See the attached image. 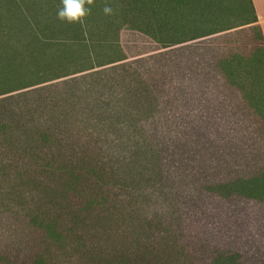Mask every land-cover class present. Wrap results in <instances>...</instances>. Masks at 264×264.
I'll list each match as a JSON object with an SVG mask.
<instances>
[{"label":"trees","instance_id":"16d2710c","mask_svg":"<svg viewBox=\"0 0 264 264\" xmlns=\"http://www.w3.org/2000/svg\"><path fill=\"white\" fill-rule=\"evenodd\" d=\"M204 1L92 0L91 13L80 24L57 17L62 0H0V140L18 142L25 136L27 142H22V150L28 156L42 154L40 149L52 145L61 156L76 146L80 150L69 151L71 156L90 158L103 150L102 141L113 145L122 139L118 131L112 133L109 127L113 123L119 128L117 113L122 110L121 103L129 99L132 107L144 106L143 117L134 116L133 120L143 124L141 140L159 154L163 177L178 201L184 231L195 221L192 208L200 205V197L204 203H208L204 197H212L220 235L232 250L219 254L212 264H252L245 255L246 233L250 228L263 227L264 217L234 207L242 202L243 190L247 192L250 184L240 177L236 180L242 186L237 187L235 180L224 174L222 163L228 161V153L214 151V137L207 133L211 132L212 122L199 124V109L202 115L209 107L211 93L205 85L208 76L200 68L205 63L204 42L177 45L218 31L194 33L189 39L179 35L188 27L187 20L191 24L188 30L195 28L192 25L200 18L187 19L186 11L199 15ZM247 3L251 16L243 24L257 30L256 42L264 53L263 31L252 0ZM105 5L112 8L111 14L104 13ZM138 35L146 41L141 42ZM152 43L159 45L156 50L173 47L144 55L143 47ZM200 51L202 54L194 56ZM133 56L138 57L126 61ZM131 65L140 80L136 88L127 76L126 67ZM84 71L88 72L46 83ZM235 84L240 85L238 79ZM232 122L231 115L224 120L228 127ZM176 126L182 130L180 135L174 133ZM230 136L225 132L218 143L225 145ZM179 140H186L185 151L174 156L173 145ZM26 197L28 203L37 205L31 212L32 222L46 228L51 225L48 222L55 224L62 214L73 233L67 235L58 226L60 235L86 238L89 215L85 209L74 207L75 210L52 213L57 197L46 190ZM4 209L0 206V212ZM55 231L45 232L44 239L57 235V225ZM32 250L31 256L42 264L43 256ZM0 264L8 263L4 259Z\"/></svg>","mask_w":264,"mask_h":264},{"label":"rangeland","instance_id":"374dc122","mask_svg":"<svg viewBox=\"0 0 264 264\" xmlns=\"http://www.w3.org/2000/svg\"><path fill=\"white\" fill-rule=\"evenodd\" d=\"M191 11H186L187 19L200 20H196L192 25L195 30L191 31L188 30L191 24L186 21L188 27L179 34L182 39L218 30L177 44L199 40L205 45V63L200 68L208 76L205 85L211 93L209 107L202 115L199 109V124L211 121V132L207 133L214 137V151L228 153L225 156L228 161L222 163L224 174L235 180L237 187L242 186L236 180L240 177L250 184L247 192L243 190L242 202L234 207L264 217V53L256 42L257 30H249L245 28L248 24H243L251 11L247 0H205L199 15ZM138 39L145 42L147 38L138 35ZM158 47L155 43L145 44L143 54L173 46L156 50ZM149 49L152 50L147 52ZM200 54L202 51L194 56ZM126 70L133 86H140L136 69L131 65ZM85 72L88 71L46 83H57ZM237 79L239 86L235 84ZM196 82L201 83L198 79ZM128 102L126 99L121 103L122 110L117 113L119 128L113 123L109 126L122 139L113 145L102 141L103 150L90 158L71 156L69 151L79 152L76 146L61 156L52 145L40 149L42 154L28 156L22 150L25 144L22 142H27L25 136L18 142L0 140V206L5 207L0 212L1 261L39 264L34 260L36 256H31V248L43 256L42 264H77L81 259L80 264H212L219 254L231 253V247L220 235L212 197L210 200L204 197L208 203L200 197V205L192 208L195 221L184 231L178 201L163 177L159 154L150 143L141 140L143 124L133 120L134 116L143 117L144 106L132 107ZM230 115L234 124L228 127L224 120ZM173 130L179 135L182 132L177 126ZM225 132L231 136L223 145L218 142ZM185 143L186 140L176 141L174 156L185 151ZM114 150L120 155H115ZM45 190L57 197L52 213L75 210L74 207L85 209L89 215L85 239L60 235L59 228L67 235L73 233L62 214L55 224L48 222L51 225L46 228L31 221V212L37 205L28 203L26 195ZM42 209L47 210V206ZM56 225L57 235L44 239L45 232L56 233ZM246 235L244 248L250 263H264V218L263 227L250 228ZM46 242L50 244L45 246ZM256 251L257 255L253 253Z\"/></svg>","mask_w":264,"mask_h":264},{"label":"clouds","instance_id":"9594fccd","mask_svg":"<svg viewBox=\"0 0 264 264\" xmlns=\"http://www.w3.org/2000/svg\"><path fill=\"white\" fill-rule=\"evenodd\" d=\"M92 0H62V7L57 10V17L68 23L83 24L85 18L91 13ZM104 13L111 14L112 8L105 5Z\"/></svg>","mask_w":264,"mask_h":264},{"label":"crops","instance_id":"0c3cea01","mask_svg":"<svg viewBox=\"0 0 264 264\" xmlns=\"http://www.w3.org/2000/svg\"><path fill=\"white\" fill-rule=\"evenodd\" d=\"M257 15V23L260 25L264 34V0H252Z\"/></svg>","mask_w":264,"mask_h":264}]
</instances>
